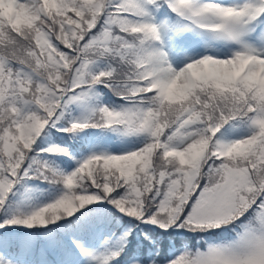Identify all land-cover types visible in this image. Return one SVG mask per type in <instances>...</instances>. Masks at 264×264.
<instances>
[{
	"label": "snow or ice",
	"instance_id": "6c2138e0",
	"mask_svg": "<svg viewBox=\"0 0 264 264\" xmlns=\"http://www.w3.org/2000/svg\"><path fill=\"white\" fill-rule=\"evenodd\" d=\"M0 264H264V0H0Z\"/></svg>",
	"mask_w": 264,
	"mask_h": 264
}]
</instances>
